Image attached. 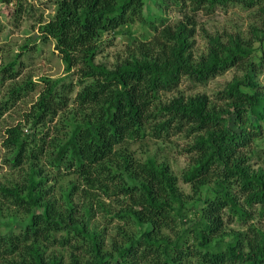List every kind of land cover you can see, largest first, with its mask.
Listing matches in <instances>:
<instances>
[{
  "label": "trees",
  "instance_id": "1",
  "mask_svg": "<svg viewBox=\"0 0 264 264\" xmlns=\"http://www.w3.org/2000/svg\"><path fill=\"white\" fill-rule=\"evenodd\" d=\"M231 1L254 5L256 0L183 3L211 12ZM0 4L12 14L25 10L23 0ZM144 11L145 0H58L55 14L40 20L41 38L56 41L67 72L79 74V88L72 99V81L42 77L33 120L29 118L33 133H24L21 124L6 129L4 145L12 152L6 162L20 176L0 184V198L24 208L28 217L21 220L19 231L0 232V264H65L53 248L67 244L77 251L86 248L81 257L74 253L70 264H264V229L254 223L264 215V169L251 171L242 157L243 149L252 146V153L264 157V89L256 63L248 58L252 48L240 38L232 46L214 40L209 53L195 61L190 49L196 29L192 16L185 15V20L156 27L114 67L97 62L101 37L140 21ZM246 60L244 75L222 93L226 107L212 108L206 94L160 99L162 91L178 88L183 79L205 83ZM18 63L14 58L0 67L1 82H11L0 99V119L37 90L32 79L18 81ZM36 132L43 135L41 144L32 145L38 140ZM180 132L198 133L192 145L198 157L182 176L197 194L192 200L179 190L167 163L154 157L139 160L127 146L148 136L166 139ZM47 145L55 171L72 168L89 188L116 199L120 217L140 225L139 233L119 227L121 240L105 249L104 240L82 223L81 212L89 216L90 205L72 199L74 187L61 199L46 200L49 176L35 160ZM59 203L69 207L66 217ZM101 204L106 210V203ZM38 207L44 209L35 212ZM178 220L183 227L176 239L163 236L164 230L177 229ZM226 220L245 225L246 231H225ZM78 238L82 241L72 243ZM86 253L93 256L87 262Z\"/></svg>",
  "mask_w": 264,
  "mask_h": 264
},
{
  "label": "rangeland",
  "instance_id": "2",
  "mask_svg": "<svg viewBox=\"0 0 264 264\" xmlns=\"http://www.w3.org/2000/svg\"><path fill=\"white\" fill-rule=\"evenodd\" d=\"M57 1L23 0L25 10L20 15L12 14L6 5L0 4V9L3 10L0 14V67L17 58L19 62L17 67L20 72L18 81L32 79L37 82V90L20 99L16 106L8 110L0 119V184L8 180L19 179V169H12L6 162L7 157L12 153L10 148L4 145L6 129L21 124L24 133L30 135L33 133L34 129L31 128L32 122L29 118L31 116L33 120L36 110L34 103L44 85L41 78L56 79L65 77L66 82L72 81L76 87L70 95L72 99H74L79 88V74L75 70H73L75 72H67L63 57L56 49V41L41 38L42 33L39 22L42 18L50 19L55 14ZM189 5V2L184 4L183 0H145L144 14L146 18L144 16L131 26L123 27L119 33L104 34L101 37L96 61L103 62L112 68L128 57L141 40L154 34L156 27L161 28L162 25L175 24L179 20H185V15H189L192 16L196 29L194 36L191 37L192 46L190 49L195 61H199L209 53L210 48H212L211 43L214 40H219L220 46L223 43L232 46L236 43V38H240L243 46L252 48V54H249L248 58L250 61L253 59L256 63L255 65L258 67L256 69L257 80L260 82L261 88L264 89V41H261V38H264V0H256L254 5L245 4L241 1L236 3L231 1L226 5H218L211 12L204 9L194 11ZM12 6L13 4L10 5V7ZM148 19L152 20L148 21ZM26 44L30 45V49L21 52ZM253 55L256 57H253ZM250 61L246 60L242 64L231 65L205 83H193L183 79L178 88L171 91H162L160 99L162 102H169L172 98L181 94L186 98L197 94H206L212 108L221 109L226 107V100L222 98L224 89L235 78L244 75L245 66ZM10 88L11 82L5 81L2 83L0 76V99L5 97ZM70 105L74 106L72 103ZM36 134L38 140L32 145L41 144L43 135L40 132H36ZM196 135L198 133L180 132L166 139L148 136L143 141L130 142L127 146L129 151L139 160L145 161L148 157H154L159 163H167L177 178L179 190L186 194L187 199L192 200L197 194L192 184L185 182L182 176L184 170L186 171L198 157L197 151L192 149ZM254 147L244 148L246 150L243 149L242 157L248 159L244 164L247 168L251 171H259L264 169V157L259 153H252V150H256ZM44 150L45 152L39 155L35 163L38 168L42 169L43 174L49 176L45 185L46 200L61 199L71 190V187H74V190H71L72 199H76L83 206L90 205L89 216H85L81 211V217L77 214L74 216L83 217L81 221L87 231L96 233L99 239L104 240L105 249L112 247L113 241L116 239L121 240V234L118 232L122 229H119V227L133 234L139 233L138 228H140V225L138 226L134 221H128L120 217L116 199H108L103 192L100 195L97 192L98 189L89 188L79 175L72 171V168L70 171L61 170L62 173L55 171L49 165L48 152L50 147L47 145ZM29 157H31L30 154L24 159V165L26 166L29 165ZM97 196L99 199H97ZM118 199L121 200V198ZM101 202L106 203V210L101 208ZM43 209L38 207L35 212L39 213ZM58 209L64 217L69 213V207L66 204L61 205L59 203ZM189 215L193 216L192 213ZM27 217L28 214L24 208L13 205L10 200L6 201L0 198V232L19 231L23 223L21 220L25 222ZM254 223L264 229V215L258 216ZM182 227L183 225L178 220L177 229H166L163 231V236L167 235L175 240ZM224 229L227 232L246 231L245 225L234 221L228 222L227 220ZM79 241H82L81 238L73 239L72 243ZM58 247L53 249H58L57 251L64 258L65 264L72 262L74 253L81 257L83 252H86V248L77 251L74 249V245L67 244ZM48 251L52 250L48 249ZM86 255V258H84L86 262L93 257L87 253Z\"/></svg>",
  "mask_w": 264,
  "mask_h": 264
}]
</instances>
